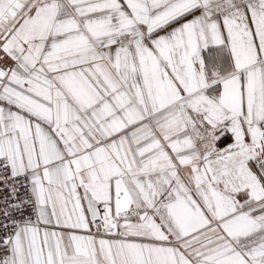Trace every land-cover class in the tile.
Wrapping results in <instances>:
<instances>
[{"label":"snow or ice","instance_id":"1","mask_svg":"<svg viewBox=\"0 0 264 264\" xmlns=\"http://www.w3.org/2000/svg\"><path fill=\"white\" fill-rule=\"evenodd\" d=\"M0 264H264V0H0Z\"/></svg>","mask_w":264,"mask_h":264}]
</instances>
